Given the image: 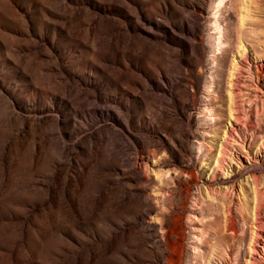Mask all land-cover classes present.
<instances>
[{
    "label": "rangeland",
    "instance_id": "obj_1",
    "mask_svg": "<svg viewBox=\"0 0 264 264\" xmlns=\"http://www.w3.org/2000/svg\"><path fill=\"white\" fill-rule=\"evenodd\" d=\"M0 264H264V0H0Z\"/></svg>",
    "mask_w": 264,
    "mask_h": 264
},
{
    "label": "bare ground",
    "instance_id": "obj_2",
    "mask_svg": "<svg viewBox=\"0 0 264 264\" xmlns=\"http://www.w3.org/2000/svg\"><path fill=\"white\" fill-rule=\"evenodd\" d=\"M233 69H231V71H230V84H229V86H230V88H229V110H230V118H228V119H231V120H234L235 121V123L236 124H242V122L240 121V119H239V117L236 115V113H237V108H236V104H238L237 103V100H236V94H235V86H236V84H237V80H238V78H239V70L237 69V63L236 62H234L233 63ZM260 75V74H259ZM258 75V76H259ZM260 77V76H259ZM244 124V123H243ZM232 125V124H231ZM238 126V125H237ZM221 146V148L219 149V155L218 156H224L225 154H227L226 152H228L227 151V149H225V146H223V144H221L220 145ZM245 151V150H244ZM226 156V155H225ZM218 162V161H217ZM230 188H231V186H230ZM226 190V189H225ZM224 193H227V191L226 192H224ZM228 195V194H227ZM256 197V196H255ZM252 200H254V202H255V208H253V211H254V209H255V213H253L254 215L256 214V215H258L257 213L260 211V209H261V207L263 206V198H259V196H257V198H254V199H252ZM244 206V205H243ZM244 208V207H243ZM246 208V207H245ZM249 208V207H248ZM247 209V208H246ZM248 210V209H247ZM247 210L246 211H244V212H247ZM249 210H251V209H249ZM248 210V211H249ZM232 211V210H231ZM242 211V210H241ZM252 211V210H251ZM252 211V212H253ZM229 212V211H228ZM243 212V211H242ZM249 213V212H248ZM247 213V214H248ZM245 214V213H244ZM249 214H251V213H249ZM251 216H253V215H251ZM250 217V216H249ZM253 219V218H252ZM257 221V220H256ZM255 235V234H254ZM253 241V239L251 238V242ZM253 242H255V241H253ZM251 244V243H250ZM253 244V243H252ZM254 251V250H253Z\"/></svg>",
    "mask_w": 264,
    "mask_h": 264
}]
</instances>
